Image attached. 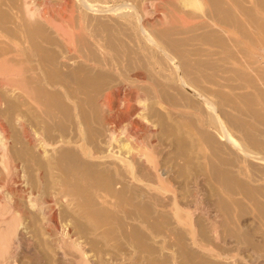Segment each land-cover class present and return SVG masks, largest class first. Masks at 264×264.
<instances>
[{
    "label": "bare ground",
    "instance_id": "1",
    "mask_svg": "<svg viewBox=\"0 0 264 264\" xmlns=\"http://www.w3.org/2000/svg\"><path fill=\"white\" fill-rule=\"evenodd\" d=\"M79 2L85 11H94L93 6L86 3L87 0ZM178 2L183 8L200 10L201 4L197 0ZM18 4L20 9L17 17H21L23 24L30 26L27 27L28 30L32 27L34 30L33 35L25 31L30 37L23 34L19 38L16 36L17 43L12 42L9 48L6 47L7 50L0 47L4 51H0V220L7 218L0 230V249L4 255L0 256V264H10L9 256L22 245L23 235L29 233L32 236L30 223H23L24 219L30 217V211L40 218L39 231L47 233L54 245L66 252L63 255L73 256L75 264H86L84 247L89 225L88 210L124 207L119 201H113L115 195V200H118V196L127 192L129 201L124 204L128 207L142 205L145 208H161V199H157V195H160L170 200L165 205L169 206L179 222L182 221L180 212L195 209L197 204L178 201L172 189L173 180L167 170L171 161L167 148L173 145L171 150L174 151L171 153L174 154L177 144L181 143L186 152L196 151L190 143L194 141L192 138L183 140L188 134L184 133L181 125L177 122L170 124V113L166 109L170 92L167 89L170 84L173 85L169 89L174 90L180 99H183L182 94L186 92L184 89H190L197 97L206 98L204 109L195 99H189L192 101L189 106L186 103L187 107L183 106L185 111L190 110L193 117L191 121H194L196 130H205L211 134L218 125L213 94L202 96L196 85L204 77L202 66L210 63L205 68L208 71L215 70L213 61L202 65L198 58L199 60L193 61L192 66L189 65V72L186 67L190 62L186 65L184 62L190 59L185 56L182 61L185 53L178 55L175 50H179V47L173 44L174 50L169 42L162 40L160 31L156 34L154 30H146L140 23L141 16L134 11L116 13L118 10L114 9L115 16L120 19L119 22L112 20L114 24L118 27L119 24L123 25V29H130L133 34L124 33L122 36L126 40L110 35L113 39L109 38L107 45L110 47L107 48L100 44V41L106 42L99 35L83 30L81 19L77 25L72 22L74 17L71 14L67 18L54 19L50 15L52 13L45 11L46 4L43 0H20ZM141 10L142 16H148L149 10L143 4ZM170 20L167 16H162V20L159 19L158 22L168 25L173 22ZM74 26H77L76 30ZM88 26L85 25V30H88ZM121 30L119 27V31ZM41 32L45 34V39L38 35ZM88 36L91 37V45L95 50H87L86 47V51L82 49ZM116 40L124 43L127 54L122 55L116 47L113 48L112 41ZM142 40L151 51L138 55L139 61L143 63L139 70V67L134 68L135 65L132 67L129 64L134 60L131 54H138L135 48L139 47ZM56 41L60 45L54 49L52 46ZM80 45L82 46L79 48ZM192 55L193 53L190 54ZM104 77L108 81L106 87L98 88L96 81H101ZM93 85L98 90H94ZM86 86L93 89L94 96L85 94L89 90ZM180 88L184 91H180ZM9 91L13 95H8ZM129 100L133 103L131 110ZM172 102L174 103L173 100ZM175 104L173 106H177L178 102ZM204 112L207 114L203 119ZM166 124H169V130ZM222 131L221 135L230 141L228 132ZM211 135L207 136L208 139ZM193 168L191 170L194 171ZM183 173L185 172L182 171ZM2 175L6 176L5 180H1ZM3 189L8 190L4 192ZM212 191L209 188V192ZM19 226L26 232L18 230Z\"/></svg>",
    "mask_w": 264,
    "mask_h": 264
},
{
    "label": "rangeland",
    "instance_id": "2",
    "mask_svg": "<svg viewBox=\"0 0 264 264\" xmlns=\"http://www.w3.org/2000/svg\"><path fill=\"white\" fill-rule=\"evenodd\" d=\"M43 1L47 6H44L45 11L52 13L50 15L54 16V19L67 18L71 14V17H74L72 20L74 25H77L81 19L83 30L92 35H99L106 42L100 41V44L107 48L110 47L107 41L113 39L115 35L116 38L126 40L122 36L124 33L133 34L130 29H123L121 24L119 27L122 30L119 31V27L112 21L114 19V21H120L115 14L119 11L123 13L134 11L136 15L141 16L140 23L146 30H154L156 34L161 32L162 40L169 42L171 46L175 44L179 47V50H175L173 46L178 55L185 53L182 61L185 60V56L186 59H190L184 62L185 65L190 62L186 67L188 71L189 65L192 66L193 61L198 58L205 60L198 59L202 65L213 61L214 66H212L215 69L208 71L205 68L207 63L204 67L201 65L204 77L196 85V89L200 90L202 96L208 97L213 94L211 97L218 122L216 129L214 128L211 133L214 136L203 129V131L196 130L194 121H191L193 117L189 113L190 110L185 111L183 106H189L192 102L189 99H195L196 103L204 109L206 98L197 97L190 89H184L186 92H183V99H180L175 95L174 90L169 89L173 85L170 84L167 89L168 93H172V96L169 94L170 100L167 99L166 102L169 108L165 106L170 113V124L176 122L180 124L184 133L188 134L186 139H183L184 137L182 139L188 141L187 138H192L197 144L194 141L190 142L196 151L192 153L186 152L179 143L177 147L180 149L176 148L172 154L174 150H171V146L173 145L168 146V157L171 160L167 165L168 174L173 180L172 189L178 201L183 204L196 203L197 207L187 209L185 213L180 212L182 217L180 223L169 206L165 205L170 201L165 197L157 195L163 207L145 208L142 205L128 207L124 204L129 201L127 192L118 196V200H115L117 196L115 195L113 201H119L124 207H106L98 211L90 208L87 212L89 225L84 247L86 264H264V0H197L201 4L200 10L183 8L179 0H87L86 3H90L87 5L93 6V12L85 11L80 0ZM19 2L20 0H0V47L2 46L3 50L10 47L12 42L17 43L16 36L19 38L23 34L30 37L25 31L33 33L34 27L28 30L29 25H26V21H23L26 23L23 24L21 17H17L19 15L17 11L20 9ZM142 4L148 8V16L141 15L143 14ZM129 6H134L133 9H135H130ZM114 9L118 11L115 13ZM162 16L171 19L173 25L166 24L167 28L163 25L164 23H160L161 26L158 21L162 20ZM86 24L89 25L88 30H85ZM16 26L20 27V30ZM74 28L76 30L77 26ZM41 33L38 35L44 38L45 34L42 33V36ZM164 33H169V36ZM86 39L88 41L86 40L84 46L78 47L82 46L84 51L86 48L95 50L91 45V37L88 36ZM112 43H114L113 48L116 47L122 55L127 54L124 43L117 40ZM144 43L146 44L142 40L138 44L139 47L135 48L136 52L138 51L136 56L131 54L134 60L129 66L135 65L134 68L142 69L143 63L139 61L138 55H145L147 51H151ZM55 44L52 46L54 49L60 45ZM180 49L181 52L178 53ZM191 50H193L192 56H190ZM194 50L199 54L194 55L196 53ZM0 51H2L1 48ZM115 52L117 53V50ZM191 71L193 72L192 69ZM208 74L211 76H207ZM105 79L96 81L98 88L106 87L108 81ZM207 79L210 82L211 79L215 80L210 83ZM92 88L98 90L96 86ZM93 89H89L92 92L86 90L85 94L94 96ZM179 90L184 91L181 88ZM7 94L13 95L10 91ZM129 101L131 110L133 103ZM177 102L178 105L173 106ZM171 106L174 110H171ZM206 114V112L203 113V119ZM92 125L97 127L94 122ZM169 128L170 126L167 130ZM222 130L228 132L230 141L221 135ZM209 135H211L210 142H214L212 144L209 143ZM175 153H177L176 156ZM192 168L196 172L191 170ZM182 171L185 173L182 174ZM27 176L29 180V174ZM5 177L2 175L1 180H5ZM209 188L213 190L211 193ZM6 190L3 189L4 192ZM166 197L169 198V196ZM33 215L36 214L30 211L28 213L30 217L23 220L24 224L30 223L33 234L31 236L26 233L22 236V245L20 244L19 248L9 256L10 264H75L73 256L63 255L64 251L54 245L50 240L51 237L39 231L40 218ZM6 219L3 217L0 220V230ZM21 229L22 226H19L18 230ZM21 232L26 231L22 229ZM0 256H4L1 249Z\"/></svg>",
    "mask_w": 264,
    "mask_h": 264
}]
</instances>
